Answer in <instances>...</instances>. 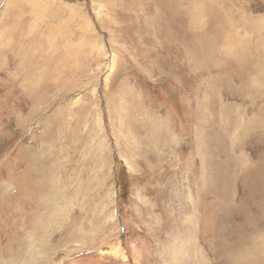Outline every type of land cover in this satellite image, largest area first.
<instances>
[{
  "label": "rangeland",
  "instance_id": "374dc122",
  "mask_svg": "<svg viewBox=\"0 0 264 264\" xmlns=\"http://www.w3.org/2000/svg\"><path fill=\"white\" fill-rule=\"evenodd\" d=\"M0 264H264V0H0Z\"/></svg>",
  "mask_w": 264,
  "mask_h": 264
},
{
  "label": "bare ground",
  "instance_id": "6f19581e",
  "mask_svg": "<svg viewBox=\"0 0 264 264\" xmlns=\"http://www.w3.org/2000/svg\"><path fill=\"white\" fill-rule=\"evenodd\" d=\"M56 30V29H55ZM55 32V31H54ZM55 34V33H54ZM52 35V34H51ZM52 38L49 37V41H53V36H51ZM65 49V48H64Z\"/></svg>",
  "mask_w": 264,
  "mask_h": 264
}]
</instances>
